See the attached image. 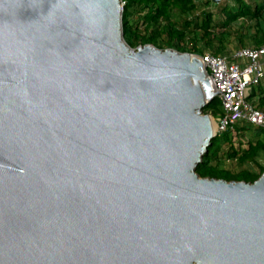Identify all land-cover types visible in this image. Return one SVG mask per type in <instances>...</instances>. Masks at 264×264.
<instances>
[{
    "label": "water",
    "instance_id": "obj_1",
    "mask_svg": "<svg viewBox=\"0 0 264 264\" xmlns=\"http://www.w3.org/2000/svg\"><path fill=\"white\" fill-rule=\"evenodd\" d=\"M122 12L0 0V264H264V173H196L202 63L129 47Z\"/></svg>",
    "mask_w": 264,
    "mask_h": 264
},
{
    "label": "trees",
    "instance_id": "obj_2",
    "mask_svg": "<svg viewBox=\"0 0 264 264\" xmlns=\"http://www.w3.org/2000/svg\"><path fill=\"white\" fill-rule=\"evenodd\" d=\"M122 23L124 41L134 49L152 45L198 56H228L264 44V0H124ZM233 39L236 45L229 50ZM247 99L264 113V78L251 86ZM210 108L214 117L220 114L217 97L205 110ZM260 158L264 128L241 120L217 133L196 173L253 183L264 173Z\"/></svg>",
    "mask_w": 264,
    "mask_h": 264
},
{
    "label": "built area",
    "instance_id": "obj_3",
    "mask_svg": "<svg viewBox=\"0 0 264 264\" xmlns=\"http://www.w3.org/2000/svg\"><path fill=\"white\" fill-rule=\"evenodd\" d=\"M190 55L200 60L211 91L220 100L216 133L241 120L264 128V113L247 99L251 86L264 78V44L234 50L228 56Z\"/></svg>",
    "mask_w": 264,
    "mask_h": 264
},
{
    "label": "rangeland",
    "instance_id": "obj_4",
    "mask_svg": "<svg viewBox=\"0 0 264 264\" xmlns=\"http://www.w3.org/2000/svg\"><path fill=\"white\" fill-rule=\"evenodd\" d=\"M214 11H215V9H214ZM232 41L233 42H231V45H230L229 50H233L234 49V46L236 45L235 40L233 39ZM203 111H204L203 114L208 115L210 117V120H213V122L215 124V130H214V132H216V120H215V117L211 113V108L209 110H203ZM260 161L262 163H264V158H260ZM226 165L227 166H230L232 168H235V165H232L231 163H227Z\"/></svg>",
    "mask_w": 264,
    "mask_h": 264
},
{
    "label": "bare ground",
    "instance_id": "obj_5",
    "mask_svg": "<svg viewBox=\"0 0 264 264\" xmlns=\"http://www.w3.org/2000/svg\"><path fill=\"white\" fill-rule=\"evenodd\" d=\"M210 122H211L212 130L214 131L215 130V124H214L213 120H210Z\"/></svg>",
    "mask_w": 264,
    "mask_h": 264
}]
</instances>
